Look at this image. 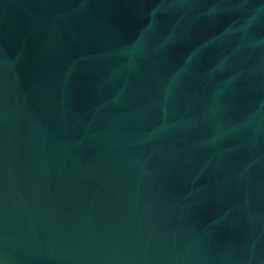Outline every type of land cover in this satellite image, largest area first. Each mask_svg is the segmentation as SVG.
Here are the masks:
<instances>
[{
    "label": "water",
    "instance_id": "water-1",
    "mask_svg": "<svg viewBox=\"0 0 264 264\" xmlns=\"http://www.w3.org/2000/svg\"><path fill=\"white\" fill-rule=\"evenodd\" d=\"M0 264H264V0H0Z\"/></svg>",
    "mask_w": 264,
    "mask_h": 264
}]
</instances>
